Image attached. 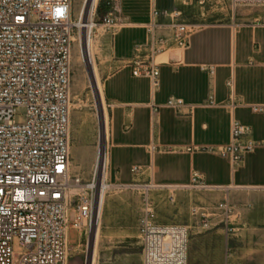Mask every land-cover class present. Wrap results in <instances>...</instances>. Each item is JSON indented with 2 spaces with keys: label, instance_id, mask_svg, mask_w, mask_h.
<instances>
[{
  "label": "crops",
  "instance_id": "0c3cea01",
  "mask_svg": "<svg viewBox=\"0 0 264 264\" xmlns=\"http://www.w3.org/2000/svg\"><path fill=\"white\" fill-rule=\"evenodd\" d=\"M118 7L124 26L97 35L108 120L106 181L119 190L104 205L103 239L133 240L138 254L120 261L141 264L138 223L144 197L155 210L154 222L168 225L171 217L194 211L197 200L202 205L220 193L227 200L235 194L242 205L233 210V226L244 221L264 227V118L250 109L264 105V7L230 9L222 22L195 31L185 50L169 42L156 57L161 63L156 87L132 75L134 49L145 43L154 9L185 6L181 0H118ZM169 99H180L183 106L168 108ZM233 122L248 127L243 139L256 143L236 166L223 155ZM193 175L202 189L193 188Z\"/></svg>",
  "mask_w": 264,
  "mask_h": 264
},
{
  "label": "built area",
  "instance_id": "2783aa9c",
  "mask_svg": "<svg viewBox=\"0 0 264 264\" xmlns=\"http://www.w3.org/2000/svg\"><path fill=\"white\" fill-rule=\"evenodd\" d=\"M181 1L184 6L192 3ZM71 4L72 0H0V264H67V230L91 234L95 225L98 163L88 180L70 171L69 64L78 27ZM103 4L98 25L111 32L122 28L118 0ZM239 6L264 7V0H230L232 11ZM164 16L169 23L159 22ZM180 17L178 10H153L147 39L135 47L137 56L130 62L134 77H146L156 87L161 64L156 57L169 42L188 48L191 35L202 26ZM182 106L180 99L166 103L172 109ZM18 108L25 110L23 124L14 121ZM250 109L264 118V105ZM248 133V127L232 123L231 142L223 155L234 166L256 148L255 142L243 139ZM260 144L264 146V138ZM196 180L193 175V188L202 189ZM217 209L226 214V227L233 225L236 216L228 214L226 197ZM138 230L141 264H187V228L155 223L146 197ZM14 239L24 252H13ZM225 264L231 261L226 258Z\"/></svg>",
  "mask_w": 264,
  "mask_h": 264
},
{
  "label": "rangeland",
  "instance_id": "374dc122",
  "mask_svg": "<svg viewBox=\"0 0 264 264\" xmlns=\"http://www.w3.org/2000/svg\"><path fill=\"white\" fill-rule=\"evenodd\" d=\"M87 2L88 0H72L71 14L77 26L83 21L78 10L82 4L85 6ZM103 2L104 0H98L95 14L92 15V21L98 27H100L98 24L102 21ZM191 2V5L178 10L181 12L180 20L189 24L201 26L218 24L224 20L226 15L231 13L230 0H207L203 6H199L198 0H191ZM88 7L87 5V11ZM86 14L85 19L87 17ZM103 30L104 28L101 29V31ZM79 31L78 27L73 31V46L71 45L69 64L68 119L70 145L72 143L71 132H75L74 134L77 138L73 151L74 156L70 155V158L79 168L75 170L71 167V173L79 175L83 180H88L96 163L97 149L101 148L104 150L107 139H104V135L103 138L101 136L100 104L98 103V97L93 91L89 71L81 57L80 44L79 47L77 46L78 41L76 37ZM93 32L91 38L93 45L96 46L95 41L98 31L94 28ZM73 39H76V41H73ZM97 55L98 49L95 51L94 62L98 69L99 81L102 84L103 73L100 69ZM104 107L106 109L105 103ZM14 121L16 124L24 123L25 110L23 108L16 109ZM117 193H119V190L111 187L106 193V200ZM224 194V192L220 193L212 202L209 199L200 201L199 204L201 203L202 205H198L197 200L192 207L195 209V212L189 211L186 217H171L169 219L170 224L181 225L187 228V264H225L226 258L231 261V264H264V227L249 226L244 221L241 225L226 227L224 222L226 214L217 209V205L224 199ZM234 195L231 194L227 200L229 207L228 214H232L234 209L236 210L242 205L240 202L237 203ZM192 212L195 218L191 215ZM154 213L155 210L153 209ZM201 214L205 215L206 218H200ZM204 222L208 223V228L202 227ZM101 235L103 237L102 225ZM99 241L96 247L97 264H135L133 261L124 263L120 261L122 256H134L138 254V246L133 240H128L122 244L107 243L102 238ZM66 243L67 264H85L88 257V264H91L93 249L92 234L68 229ZM12 250L15 254L25 251L17 239L13 240Z\"/></svg>",
  "mask_w": 264,
  "mask_h": 264
},
{
  "label": "bare ground",
  "instance_id": "6f19581e",
  "mask_svg": "<svg viewBox=\"0 0 264 264\" xmlns=\"http://www.w3.org/2000/svg\"><path fill=\"white\" fill-rule=\"evenodd\" d=\"M96 2H97V0H88V2L86 3L85 6H84V4H82L81 6L79 5L80 9L78 10V12L81 15L83 21H81V23L78 25V28H79L80 31H79V33H78L76 38H77V41H78V45L77 46L79 47V44H80L81 54H82L81 57H82L83 62L86 65V67H87V69L89 71L88 73L90 74V78L92 80L93 91L96 94V96L98 97V103L100 104V121L102 123V130H101V134L102 135L101 134L100 135L102 136V138H103V135H104V139L106 140L107 139V127H108V125H107V121H108L107 120V112H106V109L104 107L105 101H104V96H103V91H102V85H101V83L99 81L98 69H97V66H96V64L94 62V60H95L94 59L95 51H96V49H98V47H97V38H96V41H95L96 46L93 45V40L91 38V34H92L94 28H96L98 33L101 32V29L103 28V27H98V26L94 25V23L92 21L93 8H94ZM87 5L89 6L88 7V11H87ZM79 14H78V16H79ZM85 14L87 15L86 19H85ZM73 41H76V39H73ZM77 49L79 50V48H77ZM74 58H76V57H74ZM76 63H74V64H76ZM78 64H80V63H78ZM74 133L75 132H71V134H70L72 143H71V145L69 147V153H70L71 156H74L73 151L75 149V142L77 140V138H76ZM75 156H76V154H75ZM96 161L98 163V168L97 169H98V173H99L100 186L99 187L97 186L98 189H99V193H98V201H97V204H96V211H95V215H94L95 225H94V227L92 228V231H91L92 243H93L91 264H97V262H96V254H97L96 247H97V244H99L98 241L100 240V238L103 239V237L101 235V225H102V218H103L102 217V212H103L104 204H105V201H106V193L112 187L108 183L105 182L106 181V171H105L106 155H105L104 150L101 149V148L97 149ZM71 167L73 169H75V170L79 169L78 166H76L74 164V162L70 158V171H71ZM99 242H101V241H99Z\"/></svg>",
  "mask_w": 264,
  "mask_h": 264
},
{
  "label": "water",
  "instance_id": "95a60500",
  "mask_svg": "<svg viewBox=\"0 0 264 264\" xmlns=\"http://www.w3.org/2000/svg\"><path fill=\"white\" fill-rule=\"evenodd\" d=\"M97 201H98V193H96V195H95V202L97 203ZM88 259H89V257H88ZM88 259H87V261L85 262V264H88Z\"/></svg>",
  "mask_w": 264,
  "mask_h": 264
},
{
  "label": "trees",
  "instance_id": "16d2710c",
  "mask_svg": "<svg viewBox=\"0 0 264 264\" xmlns=\"http://www.w3.org/2000/svg\"><path fill=\"white\" fill-rule=\"evenodd\" d=\"M102 10H103V12H102V13H104V12H105V9L103 8Z\"/></svg>",
  "mask_w": 264,
  "mask_h": 264
}]
</instances>
